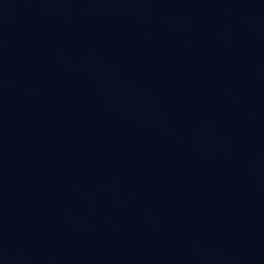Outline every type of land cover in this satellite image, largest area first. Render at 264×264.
Returning a JSON list of instances; mask_svg holds the SVG:
<instances>
[{"label": "water", "instance_id": "obj_1", "mask_svg": "<svg viewBox=\"0 0 264 264\" xmlns=\"http://www.w3.org/2000/svg\"><path fill=\"white\" fill-rule=\"evenodd\" d=\"M0 264H264V0H0Z\"/></svg>", "mask_w": 264, "mask_h": 264}]
</instances>
